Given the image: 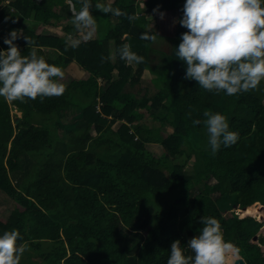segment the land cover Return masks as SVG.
Returning <instances> with one entry per match:
<instances>
[{"label": "trees", "instance_id": "1", "mask_svg": "<svg viewBox=\"0 0 264 264\" xmlns=\"http://www.w3.org/2000/svg\"><path fill=\"white\" fill-rule=\"evenodd\" d=\"M99 2L140 18L93 7L96 36L66 49V37L37 28L59 26L79 10L78 0H0V50L16 30L22 54H28V37L49 64L64 70L75 61L88 73L64 77L67 89L60 97L12 102L21 116L0 97V207L15 201L10 215L0 216V235L20 232L19 243L27 245L21 264H167L175 240L194 255L187 243L200 234V219L210 216L248 264H264L261 245L251 241L264 221V82L229 96L184 79L186 64L176 49L188 31L179 23L185 0ZM157 7L177 10L179 22L174 50L161 51L162 62L154 65L152 42L140 36ZM151 31L159 37L156 28ZM124 43L145 62L134 67L121 60ZM46 49L52 55L45 56ZM111 53L114 60L101 61ZM146 71L154 74L157 90L136 97ZM71 107L79 108L81 119L62 122L60 111ZM204 111L225 115L238 142L212 155ZM196 119L201 124L194 126ZM166 127L172 128L167 134ZM148 143L160 144L162 153Z\"/></svg>", "mask_w": 264, "mask_h": 264}, {"label": "clouds", "instance_id": "2", "mask_svg": "<svg viewBox=\"0 0 264 264\" xmlns=\"http://www.w3.org/2000/svg\"><path fill=\"white\" fill-rule=\"evenodd\" d=\"M80 8L73 9L71 23L76 35L68 34L65 47L76 49L82 42L94 38L97 18L92 9L114 17L124 16L130 21L140 18V13L129 15L111 3L93 5L92 0H78ZM180 25L184 32L176 56L186 64L184 79L194 80L200 89L229 96L257 90L264 82V0H185ZM154 13L164 18L159 7ZM151 17V16H150ZM154 26H145L140 39L157 42V35L151 31ZM20 38L13 30L4 39L7 50H0V97L6 102L28 103L37 98L60 97L67 85L63 83L65 73L60 66L49 64L39 55L35 42L25 37L29 51L22 54L15 43ZM119 58L127 65L145 62L142 55L132 51L131 45L124 43L118 50ZM115 53L101 57V61H111ZM191 113H189V116ZM203 124L208 134V146L212 155L221 149L232 147L239 140V134L230 130L228 118L219 113L204 111ZM19 119V118H18ZM17 120V119H16ZM200 125L201 120L192 121ZM200 234L187 243L194 255L186 254L180 240L171 244L167 264H228L234 249L231 241L224 238L220 221L215 217L203 216ZM22 236L18 230L5 231L0 235V264H21L27 250L26 243H19ZM237 250V249H236Z\"/></svg>", "mask_w": 264, "mask_h": 264}, {"label": "rangeland", "instance_id": "3", "mask_svg": "<svg viewBox=\"0 0 264 264\" xmlns=\"http://www.w3.org/2000/svg\"><path fill=\"white\" fill-rule=\"evenodd\" d=\"M70 1V0H67ZM104 1H108L111 2L113 0H104ZM138 1V0H137ZM165 13V16L163 19H161L160 15L157 13H154L153 10H150L151 17H150V26H154L153 28H156V32L159 34V37H157V42L156 43H152V49L150 52V58L151 61L150 63L155 64H160L162 62V58L164 57V55L162 54L161 51H167V52H172L176 46V43L174 42V38L176 37V29H177V23L179 22V17H178V12L177 10H164V11H160ZM72 16L73 15H69V16H64L65 19L63 20V22H61V26H51V25H47L46 27L40 26L37 28V32L38 33H46V34H50V35H60L63 37H67L68 34H73L76 35V30L73 26V24L71 23L72 20ZM69 25V28H66V25ZM96 36V34H95ZM126 36V34H125ZM43 49H45V46L42 47ZM3 50H7L3 49ZM44 55L45 56H49L52 55V52L49 49H46V51L44 50ZM74 63V61L72 62ZM76 63V62H75ZM134 67H137L136 64H133ZM71 67H67V69L65 68L63 71L65 73V77H68L70 75V77L68 78L69 80H72L73 78H84L87 77L88 73L87 71L83 68V66L79 65L78 63L76 64V66L74 67L73 64L69 65ZM154 76V74L150 73L149 71H146L143 74V78L139 83V86L136 87V89H138V92L135 91V95L136 97H140L143 96L145 93L148 92V94L150 96H153L154 93L157 90V87L155 85V81L152 80L151 78ZM102 82V80H100ZM12 105V114L18 115L20 116L22 113L21 111L18 109L19 107L16 104H13L12 102H10ZM79 108L77 107H71V108H64L60 111V116H61V121L64 123H71L74 121H77L79 119H81V117H79L77 114L79 113ZM78 112V113H77ZM120 125V120H116L114 122V127L117 128ZM172 130V128H163V131L165 134H167L168 132H170ZM148 148L151 150H155L158 153H162L163 148L160 144L157 143H148ZM196 155L193 154V157H191V160L187 163L186 166V171L187 172H193L195 169V165H194V161ZM214 181V179H211L210 182ZM217 193H214L213 196H216ZM15 201L12 199H8L6 201H4L1 204L0 207V216L1 217H8L12 211V209L14 207H11L12 205H14ZM262 223V228L259 231V236L257 239H251V241L253 243H259L261 245L262 250L264 251V240H262L264 238V221L261 219ZM234 245V249L232 251V253L230 254V258L228 260V264H233V262L235 261V259L239 256L238 251L236 250L235 244L232 243ZM238 254V255H237ZM237 255V256H236ZM34 261H36L35 259H33Z\"/></svg>", "mask_w": 264, "mask_h": 264}, {"label": "water", "instance_id": "4", "mask_svg": "<svg viewBox=\"0 0 264 264\" xmlns=\"http://www.w3.org/2000/svg\"><path fill=\"white\" fill-rule=\"evenodd\" d=\"M19 119L16 120V122H18ZM259 236V234L254 236V239H257ZM233 264H248L247 261L244 259L243 256H238L235 261L233 262Z\"/></svg>", "mask_w": 264, "mask_h": 264}, {"label": "crops", "instance_id": "5", "mask_svg": "<svg viewBox=\"0 0 264 264\" xmlns=\"http://www.w3.org/2000/svg\"><path fill=\"white\" fill-rule=\"evenodd\" d=\"M73 64V66L75 67L76 66V64L77 63H75V61H74V63H72ZM79 78H81V77H79ZM74 79V78H73ZM78 113V112H77ZM77 115H79V113L77 114ZM21 116V115H20ZM69 123V122H68ZM71 123H73V122H71ZM94 133V135L96 134V132H93ZM89 145V144H88ZM257 235V234H256ZM238 251V250H237ZM238 254H239V256H242L241 254H240V252L238 251ZM245 259V258H244Z\"/></svg>", "mask_w": 264, "mask_h": 264}, {"label": "bare ground", "instance_id": "6", "mask_svg": "<svg viewBox=\"0 0 264 264\" xmlns=\"http://www.w3.org/2000/svg\"><path fill=\"white\" fill-rule=\"evenodd\" d=\"M237 255H238V254H237ZM237 255H236V256H237Z\"/></svg>", "mask_w": 264, "mask_h": 264}]
</instances>
